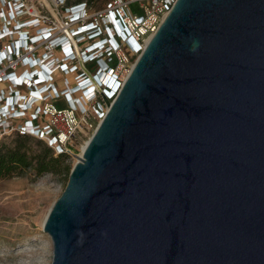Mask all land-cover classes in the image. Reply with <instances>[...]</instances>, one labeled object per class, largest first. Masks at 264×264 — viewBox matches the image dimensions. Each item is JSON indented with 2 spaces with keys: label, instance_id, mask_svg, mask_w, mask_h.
<instances>
[{
  "label": "water",
  "instance_id": "95a60500",
  "mask_svg": "<svg viewBox=\"0 0 264 264\" xmlns=\"http://www.w3.org/2000/svg\"><path fill=\"white\" fill-rule=\"evenodd\" d=\"M71 156L49 264H264V0H175Z\"/></svg>",
  "mask_w": 264,
  "mask_h": 264
},
{
  "label": "built area",
  "instance_id": "2783aa9c",
  "mask_svg": "<svg viewBox=\"0 0 264 264\" xmlns=\"http://www.w3.org/2000/svg\"><path fill=\"white\" fill-rule=\"evenodd\" d=\"M49 2L54 23L22 0H0V140L28 136L70 154L101 121L131 57L175 0H109L93 13L83 2Z\"/></svg>",
  "mask_w": 264,
  "mask_h": 264
},
{
  "label": "rangeland",
  "instance_id": "374dc122",
  "mask_svg": "<svg viewBox=\"0 0 264 264\" xmlns=\"http://www.w3.org/2000/svg\"><path fill=\"white\" fill-rule=\"evenodd\" d=\"M109 0H69V3L83 2L89 13L100 11ZM27 6L46 18L49 23L55 19L49 0H22ZM65 14V8L58 9ZM138 55L132 56L133 64ZM63 106V101L55 102ZM91 133V132H90ZM80 136L74 148L64 160L56 173H44L33 177L32 173L23 177L0 179V264H49L51 244L48 236L42 232L41 226L50 205L58 198L67 180L68 172L75 160L71 156L78 155L90 136ZM6 146H13L15 139L4 140ZM24 149L30 154H38L42 145L33 138L23 143Z\"/></svg>",
  "mask_w": 264,
  "mask_h": 264
},
{
  "label": "trees",
  "instance_id": "16d2710c",
  "mask_svg": "<svg viewBox=\"0 0 264 264\" xmlns=\"http://www.w3.org/2000/svg\"><path fill=\"white\" fill-rule=\"evenodd\" d=\"M12 138V137H10ZM13 146H6L5 139L0 140V179L10 177H23L32 173L37 177L44 173H56L68 157L66 153H53L41 141L42 150L38 154L28 153L23 143L30 137L13 136Z\"/></svg>",
  "mask_w": 264,
  "mask_h": 264
},
{
  "label": "bare ground",
  "instance_id": "6f19581e",
  "mask_svg": "<svg viewBox=\"0 0 264 264\" xmlns=\"http://www.w3.org/2000/svg\"><path fill=\"white\" fill-rule=\"evenodd\" d=\"M42 78H43V77H42ZM90 84H91L92 86H94V85H95V84H94V81H92V80H91ZM111 88H112V87H111ZM89 91H91V89H90V88H89ZM85 143H86V142H85ZM85 143H84V144H85ZM83 147H84V145L82 146V148H81V151H82Z\"/></svg>",
  "mask_w": 264,
  "mask_h": 264
}]
</instances>
